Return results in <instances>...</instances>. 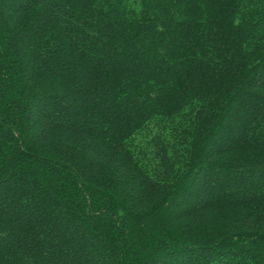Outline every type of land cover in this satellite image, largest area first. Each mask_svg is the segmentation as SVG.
<instances>
[{"label":"trees","instance_id":"obj_1","mask_svg":"<svg viewBox=\"0 0 264 264\" xmlns=\"http://www.w3.org/2000/svg\"><path fill=\"white\" fill-rule=\"evenodd\" d=\"M0 264H264V0H0Z\"/></svg>","mask_w":264,"mask_h":264}]
</instances>
